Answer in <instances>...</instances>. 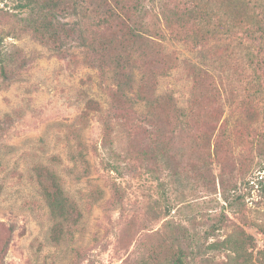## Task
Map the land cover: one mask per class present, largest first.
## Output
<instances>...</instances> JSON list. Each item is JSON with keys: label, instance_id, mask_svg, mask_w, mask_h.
Returning a JSON list of instances; mask_svg holds the SVG:
<instances>
[{"label": "rangeland", "instance_id": "1", "mask_svg": "<svg viewBox=\"0 0 264 264\" xmlns=\"http://www.w3.org/2000/svg\"><path fill=\"white\" fill-rule=\"evenodd\" d=\"M19 1L0 0V229L12 230L5 264H156L170 233L215 224H223L219 240L252 236L255 264H264L263 41L236 31L193 46L184 42L189 28L174 33L159 20L163 8L188 0H144L127 20L143 38L125 50L103 2L78 0L76 13L57 18L79 23L86 45L72 39L58 52L25 27ZM123 74L132 83L121 88ZM89 100L100 110H88ZM156 149L168 164L147 159ZM38 166L56 172L80 206L79 225L61 221L60 243ZM210 257L201 264H244L230 251Z\"/></svg>", "mask_w": 264, "mask_h": 264}, {"label": "trees", "instance_id": "2", "mask_svg": "<svg viewBox=\"0 0 264 264\" xmlns=\"http://www.w3.org/2000/svg\"><path fill=\"white\" fill-rule=\"evenodd\" d=\"M101 1L103 2L101 6L107 7L105 12L115 19L117 29L123 33V39L127 42H121V48L126 50L127 44L141 43L140 40L144 35L141 29H137L135 26L130 27L127 20L129 19L128 15H131L129 13L136 14L141 11L144 0H132L130 5H127L125 0H112V5L107 0ZM19 5L20 9L27 13V17L21 19V21L25 22V27L33 32L42 44L48 45L58 52L62 51L66 41L72 39L82 41L83 46L86 45V37L79 23L64 24L60 23L57 18L59 14L76 13L79 9L78 0H20ZM183 5L185 6L181 7L178 4L171 9L163 8L159 13V20L174 33L189 28L190 34L184 40L188 44L197 46L205 40L216 38L221 34L228 36L231 32L236 31L254 38L257 37L264 43V0H216V2L215 0H188ZM154 35L160 38L163 36L160 28L156 29ZM1 54L3 52L0 45ZM249 55L251 62L254 64L256 55L252 52ZM2 70L4 75H7L5 68ZM122 77H125V80L119 82L121 88L131 85L132 79L130 76L123 74ZM87 109L90 111L100 110V106L95 101L89 100ZM104 133L106 134L104 145L109 146L107 126ZM262 155L264 159V150ZM146 156L148 160L152 159L155 162H163L164 164L169 163L167 152H163L161 149L150 150L146 153ZM79 157L84 163H87L84 153H81ZM211 164L208 160L205 162L204 174L209 173ZM110 167L112 170L120 172L115 164H110ZM261 171L264 172V160ZM35 173L41 195L49 209L54 226L61 227L56 228L55 226L51 231L55 243H60L64 239L63 223L71 222L74 225H79L82 218L80 206L67 196L56 172L45 166H38ZM175 177L178 179L177 172H175ZM206 180H209L207 175ZM258 186L264 199V174L258 179ZM1 192L2 186H0ZM224 201L229 202L226 197ZM2 227L3 223L0 222V228ZM222 228L223 224H215L202 234L189 228L182 230L184 231L182 236H180L182 231L170 233L166 240V250L164 251L165 254L162 255V261L156 258L158 260L156 264L207 263L212 260L210 256L228 251L234 254L237 261H243L244 264H255L253 258L254 238L241 231L237 234L239 236L237 240L233 239L232 236L225 240H219L216 238L215 233ZM11 235V228L4 233L0 229V264H5V255L12 239ZM248 249L251 251H248Z\"/></svg>", "mask_w": 264, "mask_h": 264}]
</instances>
